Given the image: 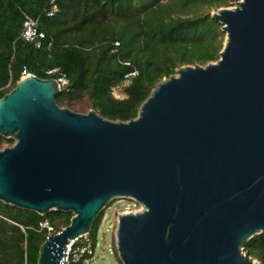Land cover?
<instances>
[{"label": "water", "instance_id": "obj_1", "mask_svg": "<svg viewBox=\"0 0 264 264\" xmlns=\"http://www.w3.org/2000/svg\"><path fill=\"white\" fill-rule=\"evenodd\" d=\"M211 18L219 58L163 79L136 118L110 121L61 108L55 79L20 78L0 99V202L40 216L70 213L37 264H65L115 200L121 264H260L244 251L264 233V0Z\"/></svg>", "mask_w": 264, "mask_h": 264}, {"label": "trees", "instance_id": "obj_2", "mask_svg": "<svg viewBox=\"0 0 264 264\" xmlns=\"http://www.w3.org/2000/svg\"><path fill=\"white\" fill-rule=\"evenodd\" d=\"M237 1L57 0L58 13L48 17V0H0V99L24 71L55 79L58 75L47 72L59 69L69 82L56 96L59 107L76 113L94 110L107 120L127 122L177 69L219 58L225 35L211 13ZM24 15L38 21L45 36L40 48L21 38ZM134 71L118 91L122 98H115L112 88ZM12 144L0 136V150ZM102 216L103 211L89 232L93 244ZM71 217L54 211L40 216L0 202V264H37L49 234L40 224L47 221L53 232H60ZM244 251L264 264V233L250 239Z\"/></svg>", "mask_w": 264, "mask_h": 264}, {"label": "built area", "instance_id": "obj_3", "mask_svg": "<svg viewBox=\"0 0 264 264\" xmlns=\"http://www.w3.org/2000/svg\"><path fill=\"white\" fill-rule=\"evenodd\" d=\"M59 9L57 6V0H48V10H47V16L53 17L58 13ZM21 38L28 42L32 43L36 48H40L42 45V40L45 39V36L42 32L38 30V21L24 15V23H23V29L21 33ZM117 46V43L115 44ZM115 51V50H113ZM127 65V64H126ZM58 75L57 78H55L56 82L58 83L59 89L66 90L68 88L69 82L67 78L59 72V69H53L47 72V75ZM136 71L129 73L124 76L123 81L118 86H115L112 88V93H118V91L128 84L129 80L136 75ZM31 74L26 73L25 71L22 73V77L29 76ZM119 94V93H118ZM117 98V97H115ZM41 228H46L47 231L50 233H59V232H53L52 228L48 224L47 221L40 224ZM93 241L90 238L89 234L83 235L79 237L78 239L71 241L66 246L65 251V264H75L80 261H84L85 259L93 256Z\"/></svg>", "mask_w": 264, "mask_h": 264}, {"label": "rangeland", "instance_id": "obj_4", "mask_svg": "<svg viewBox=\"0 0 264 264\" xmlns=\"http://www.w3.org/2000/svg\"><path fill=\"white\" fill-rule=\"evenodd\" d=\"M233 6L234 3L228 8H232ZM114 97L122 98L117 92L114 93ZM8 147L10 146H5L4 148ZM139 209L140 206L131 200H115L111 202L108 208L103 211L101 223L93 244V256L82 261V264H121L115 250L117 218L119 214L135 212ZM254 262L259 263L256 260Z\"/></svg>", "mask_w": 264, "mask_h": 264}]
</instances>
